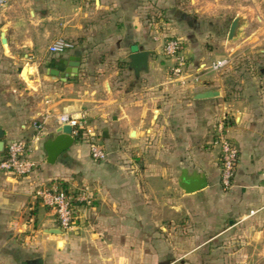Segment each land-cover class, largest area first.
<instances>
[{
  "label": "crops",
  "instance_id": "obj_1",
  "mask_svg": "<svg viewBox=\"0 0 264 264\" xmlns=\"http://www.w3.org/2000/svg\"><path fill=\"white\" fill-rule=\"evenodd\" d=\"M233 9L231 0H8L0 162L10 142L33 137V123L45 121L46 132L33 174L0 171V264H264V29L252 33L241 18L229 42L242 17ZM169 32L185 46L183 78L162 56ZM58 40L76 47L53 55ZM136 52H151L139 75L128 60ZM73 58L81 65L66 81ZM222 61L223 77L213 70ZM206 92L219 96L197 98ZM63 115L87 122L105 162L79 139L48 164L44 145ZM220 117L239 151L228 190L214 134ZM196 178L206 185L188 194L181 185ZM53 184L88 198L71 231L37 200Z\"/></svg>",
  "mask_w": 264,
  "mask_h": 264
},
{
  "label": "built area",
  "instance_id": "obj_2",
  "mask_svg": "<svg viewBox=\"0 0 264 264\" xmlns=\"http://www.w3.org/2000/svg\"><path fill=\"white\" fill-rule=\"evenodd\" d=\"M8 0H0V9H5ZM75 44L65 40H58L50 47L53 55H63L75 49ZM164 52L173 62L171 76L173 78H183L186 73V58L184 56L183 42L173 38L169 40ZM227 65L226 61L213 65L214 71H220ZM182 85H186L182 82ZM226 119L217 127V140L221 149L222 164V186L228 190L233 187L234 177L239 161V151L236 145L230 140L226 133ZM87 122L84 119H75L63 115L58 118V134L65 126L72 128V137L76 140H89L91 157L95 162H105L108 158L107 153L88 132ZM34 134L30 140H14L7 145V156L0 162V171L17 177L27 178L35 172L38 165L33 160L32 153L36 144L40 143L46 132V122L38 121L33 123ZM43 206L54 212L56 221L63 231H71L76 226L77 212L82 204H88L85 195H75L66 191L57 184L46 187L37 193Z\"/></svg>",
  "mask_w": 264,
  "mask_h": 264
},
{
  "label": "water",
  "instance_id": "obj_3",
  "mask_svg": "<svg viewBox=\"0 0 264 264\" xmlns=\"http://www.w3.org/2000/svg\"><path fill=\"white\" fill-rule=\"evenodd\" d=\"M241 19L237 18L234 20L228 35L229 41H234L241 30ZM2 41L3 44L7 45L6 39V30L2 32ZM151 52H136L129 56L128 60L131 63V68L135 71L137 75L142 72H147L149 70V60H150ZM72 64L70 65V70H68L64 74V79L67 81L72 76H76L78 74L81 59L80 58H73ZM69 65V64H68ZM26 70L24 71V73ZM57 74L58 72H54ZM219 96L217 92H206L204 94H200L197 98L198 99H214ZM5 134L2 129H0V154L4 153L5 150ZM75 139L72 137V128L70 126H65L62 131L58 134V136L51 138L46 142L44 145V150L47 155V162L49 165H55L57 161L67 153L74 145ZM185 184L181 187L182 189L191 194L196 191H200L205 187V181L201 178H196L195 180H188L185 179ZM48 234L52 235H61L62 232L60 230H51L47 231ZM33 264H44L43 259H38L33 262Z\"/></svg>",
  "mask_w": 264,
  "mask_h": 264
},
{
  "label": "rangeland",
  "instance_id": "obj_4",
  "mask_svg": "<svg viewBox=\"0 0 264 264\" xmlns=\"http://www.w3.org/2000/svg\"><path fill=\"white\" fill-rule=\"evenodd\" d=\"M231 3H232V7L234 8L232 16L235 17V16L241 14L242 17H240V19L242 18V20L244 17H246V19H244V20L247 22L249 31H252V33H253V32H256L260 29H264V23H261L258 21V17H261V18L264 17V4L262 3V0H231ZM241 23H242V21H241ZM260 36H261V38H264V32H261ZM173 38L180 39L181 37L178 34H171L169 32L168 35L165 37L164 47H165L166 43ZM209 39L210 38H208L205 41V43L208 42ZM229 42H232V41H229ZM183 47L185 49L184 43H183ZM162 56L165 59V61H169L171 63V68H170V70H171L173 67V62L166 56L164 50H163ZM244 60L245 59L243 58V61ZM186 62H187V59H186ZM228 72L229 71H227L226 76H228L230 74ZM218 73L223 77V76H225L226 71L223 68L222 70L218 71ZM18 87H22V86H18ZM224 119H226V121H227V118H225V117H220L217 120L216 127H214L215 138H217V127L221 122L224 121ZM88 145H91V144H88ZM37 200H39L41 202L39 197L37 198Z\"/></svg>",
  "mask_w": 264,
  "mask_h": 264
},
{
  "label": "trees",
  "instance_id": "obj_5",
  "mask_svg": "<svg viewBox=\"0 0 264 264\" xmlns=\"http://www.w3.org/2000/svg\"><path fill=\"white\" fill-rule=\"evenodd\" d=\"M6 158V157H5Z\"/></svg>",
  "mask_w": 264,
  "mask_h": 264
}]
</instances>
